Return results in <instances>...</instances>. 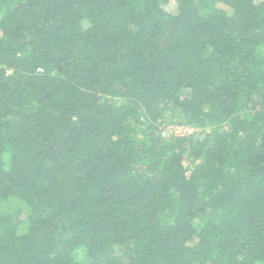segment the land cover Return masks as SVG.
<instances>
[{
  "label": "trees",
  "instance_id": "trees-1",
  "mask_svg": "<svg viewBox=\"0 0 264 264\" xmlns=\"http://www.w3.org/2000/svg\"><path fill=\"white\" fill-rule=\"evenodd\" d=\"M0 264H264V0H0Z\"/></svg>",
  "mask_w": 264,
  "mask_h": 264
},
{
  "label": "rangeland",
  "instance_id": "rangeland-1",
  "mask_svg": "<svg viewBox=\"0 0 264 264\" xmlns=\"http://www.w3.org/2000/svg\"><path fill=\"white\" fill-rule=\"evenodd\" d=\"M199 129L187 123L177 122V117H168L163 130L164 136L172 135H195Z\"/></svg>",
  "mask_w": 264,
  "mask_h": 264
}]
</instances>
